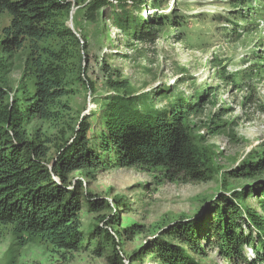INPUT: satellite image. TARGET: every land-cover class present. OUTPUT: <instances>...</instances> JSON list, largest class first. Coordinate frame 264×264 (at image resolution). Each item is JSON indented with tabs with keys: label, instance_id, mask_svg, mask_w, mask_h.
Listing matches in <instances>:
<instances>
[{
	"label": "trees",
	"instance_id": "16d2710c",
	"mask_svg": "<svg viewBox=\"0 0 264 264\" xmlns=\"http://www.w3.org/2000/svg\"><path fill=\"white\" fill-rule=\"evenodd\" d=\"M172 1L170 12L168 6ZM150 3L154 12L143 19L135 11L138 9L140 13L144 0H0V14L10 19L3 29L0 49L11 56L27 48L33 77L34 92L24 97L23 105L16 102L0 110V225L10 228L22 244L38 241L65 256L88 251L94 241L93 253L97 257H105L109 249L108 264H126L117 241L122 233L132 238L142 229L134 226L112 232L109 227L116 228L119 218L108 214L99 218L101 224L84 244L80 221L84 202L94 213L110 207L107 201L85 190L83 183L73 178L75 173L93 177L108 168H138L158 172L171 183H201L214 178L217 171L212 159L198 149L187 122L199 105H189L186 111L172 109L144 114L129 95V81L120 71L107 69V65L104 72L114 96L106 98L101 130H93L90 118H84L72 129L71 139L66 138L62 129L56 141L46 139L43 143L30 140L24 129V123L31 120L58 126L64 122L59 109L67 106L61 100L74 94L69 83L74 79L65 71L64 56L69 49L81 45L87 50L86 40L83 37L80 40L65 23L73 8H79L87 19L96 22L106 8L112 9L115 4V25L137 41L158 39L155 34L164 28L178 31L177 39L182 28L186 30L183 39L195 41L201 36V23L194 25L200 27L194 35L189 28L193 16L183 14L181 7L177 8V0H150ZM203 16L196 15L202 18V24ZM214 18L213 14L207 20L215 21ZM80 58L83 69L86 59L81 54ZM75 78L78 84L96 91L94 82L85 73ZM3 95L0 88V99ZM46 143L55 146L58 143L51 160ZM250 158L230 170L228 176L253 181L255 186L221 193L199 217L177 221L155 238L146 254L152 255L158 264H206L205 244H214L217 254L228 264H264V152H251ZM252 195L259 198L262 212L247 205ZM246 248L252 249L254 259L247 257ZM142 252L133 253L131 263Z\"/></svg>",
	"mask_w": 264,
	"mask_h": 264
},
{
	"label": "rangeland",
	"instance_id": "374dc122",
	"mask_svg": "<svg viewBox=\"0 0 264 264\" xmlns=\"http://www.w3.org/2000/svg\"><path fill=\"white\" fill-rule=\"evenodd\" d=\"M177 2L183 14L193 16L189 28L194 35L200 29L194 25L201 23L202 33L195 41L183 39L185 28L179 39L178 31L164 28L155 34L158 39L137 41L115 25V4L112 9L106 8L96 22L87 19L79 8H73L72 22L68 18L65 23L70 29L73 23L78 38L86 40L87 50L81 45L69 49L64 56L65 71L75 82L68 81L74 94L61 100L67 106L59 109L64 122L58 126L31 120L23 125L30 140L43 143L46 139L56 141L62 129L67 133L66 138L71 139L72 129L84 118H90L93 130H101L106 98L114 96L107 85L105 65L107 69L120 71L129 81V95L144 114L172 109L186 111L189 105H199L187 122L198 149L212 159L217 171L212 180L171 183L163 180L158 172L138 168H108L93 177L73 175L83 183L85 190L107 201L110 207L94 213L84 202L80 214L84 244L101 224L99 218L108 214L119 218L116 228L109 227L112 232L134 226L142 229L132 238L122 233L121 240L117 241L126 264H158L152 255L146 254V248L155 238L177 221L199 217L221 193L241 190L246 185L255 186L253 181L230 178L228 172L250 158L251 152H264V0ZM144 3L140 13L138 9L135 11V15L143 19L154 12L150 0ZM173 3L168 6L170 12ZM198 14H205V23L196 17ZM213 14L216 20H207ZM9 22L6 14H0V42ZM54 46L50 45L51 49ZM28 54L27 48L11 56L0 49V88L4 90L0 110L16 102L23 105L24 97L33 94ZM80 54L86 59L83 69H80ZM79 71L94 82L95 92L78 84L75 77ZM45 145L50 148L48 159L51 160L56 155V146ZM259 202L257 196L247 199L248 206L262 212ZM95 245L92 241L88 251L63 256L38 241L22 244L10 228L0 225V264H108L109 249L105 257H97L93 253ZM205 245L206 264H228L217 254L214 244ZM137 251L143 252L131 263L132 254ZM246 252L249 259H254L251 248H246Z\"/></svg>",
	"mask_w": 264,
	"mask_h": 264
},
{
	"label": "water",
	"instance_id": "95a60500",
	"mask_svg": "<svg viewBox=\"0 0 264 264\" xmlns=\"http://www.w3.org/2000/svg\"><path fill=\"white\" fill-rule=\"evenodd\" d=\"M70 19H71V22L73 20V12L71 13V16H70ZM71 30L76 34V36L78 37V34L75 32V29L73 28V23L71 24Z\"/></svg>",
	"mask_w": 264,
	"mask_h": 264
}]
</instances>
